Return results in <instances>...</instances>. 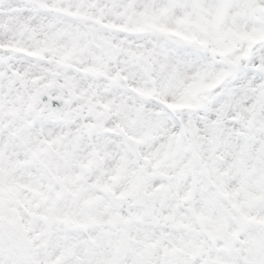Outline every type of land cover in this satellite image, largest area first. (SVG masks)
Segmentation results:
<instances>
[{"label": "snow or ice", "instance_id": "6c2138e0", "mask_svg": "<svg viewBox=\"0 0 264 264\" xmlns=\"http://www.w3.org/2000/svg\"><path fill=\"white\" fill-rule=\"evenodd\" d=\"M0 264H264V0H0Z\"/></svg>", "mask_w": 264, "mask_h": 264}]
</instances>
